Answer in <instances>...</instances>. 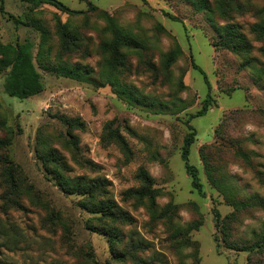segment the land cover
<instances>
[{
	"label": "rangeland",
	"instance_id": "obj_1",
	"mask_svg": "<svg viewBox=\"0 0 264 264\" xmlns=\"http://www.w3.org/2000/svg\"><path fill=\"white\" fill-rule=\"evenodd\" d=\"M56 1L68 11L22 0L0 9V263L264 264V78L257 85L259 67H241L219 43L220 29L236 24L264 67V36L253 31L264 0H207L204 9L194 0H88L91 10L84 0ZM115 27L139 44L122 49L117 86L103 67ZM24 39L44 89L19 100L3 78ZM190 133L199 190L181 160ZM202 148L222 191L207 178ZM140 171L153 180V207L134 195ZM53 174L99 181L96 198L126 218L87 212L86 198L62 192Z\"/></svg>",
	"mask_w": 264,
	"mask_h": 264
},
{
	"label": "trees",
	"instance_id": "obj_2",
	"mask_svg": "<svg viewBox=\"0 0 264 264\" xmlns=\"http://www.w3.org/2000/svg\"><path fill=\"white\" fill-rule=\"evenodd\" d=\"M22 1L36 6L40 4H48L60 11H68L63 4L56 0ZM193 5L197 9H204L205 7H207L208 2L207 0H194ZM0 9H2V0H0ZM71 13L78 14L79 12ZM15 21L17 23H21L18 20ZM62 29L63 28H61V30ZM253 31L258 36H264V22L259 25L253 26ZM111 41L112 42L109 45L103 47L105 50L104 52L108 54V61L105 62L103 67L108 69V79L110 83H114V85L117 86L118 83L117 78L114 75V71L117 70L116 68H120L123 65L124 55L122 49H135L139 44L131 35L123 33L116 27L112 32ZM219 43L221 44V47L230 50L241 58V67L251 69L253 73H255L257 67H259V75L255 76L254 80L257 85H260L261 78H264V67L263 65H258L256 63V60L253 57L249 56V53L252 50V45L247 41L239 26L233 23L224 25L220 29ZM32 49L33 43L29 39H24L21 43H16L13 53H11V56L5 64L7 70L3 78V90L9 97H13L19 100H25L40 94L44 89L41 75L36 70L33 63ZM261 51L264 52V48H262ZM178 52L179 49L177 46H175L172 51L167 53V55L165 56L166 62H164L166 68H168L175 61ZM193 68L197 69L195 65H193ZM54 71L59 75H63L75 80H85L84 74L81 75L79 72L80 70L77 67L73 70H68L66 68L60 67L58 69H55ZM202 75L205 83H207V80L203 73ZM206 107L207 102H205L202 109L196 114L198 116L202 115ZM67 123L68 125L72 126L75 125L76 120H68ZM192 142L193 134L190 133L184 141L181 151V160L184 162L187 174L192 178V185L194 186V188L199 190V184L196 182V171L192 166L187 164L188 149ZM199 155L201 160L204 161V165H206V173L209 182L213 185V187L222 191L223 180L213 175V172L211 171L209 164L205 159L203 148L199 150ZM53 159V156H50L48 158V160L50 161H53ZM53 175L55 176L56 184L62 192L66 194H76L86 198L85 201L80 202V205L87 212L99 215L100 217H103L109 221H117L119 219L126 218V214L120 211L112 201L103 198H96L98 196L97 194L99 193V181H86L84 178H78L71 181L63 178L59 174ZM6 176L10 186H13V174L11 167L7 169ZM138 178L141 181L142 185L140 189H137L134 192V195H136L138 199H147L149 205L153 207L156 196V189L153 188L152 178L144 171H140L138 173ZM232 205L237 207V203H234ZM163 213H165V211ZM217 220L218 217L216 216V222ZM106 235L108 236L110 241H117L118 234L113 228L108 229L106 231Z\"/></svg>",
	"mask_w": 264,
	"mask_h": 264
},
{
	"label": "water",
	"instance_id": "obj_3",
	"mask_svg": "<svg viewBox=\"0 0 264 264\" xmlns=\"http://www.w3.org/2000/svg\"><path fill=\"white\" fill-rule=\"evenodd\" d=\"M84 1H85V4L88 6L89 10H91V5H90L89 1L88 0H84Z\"/></svg>",
	"mask_w": 264,
	"mask_h": 264
}]
</instances>
